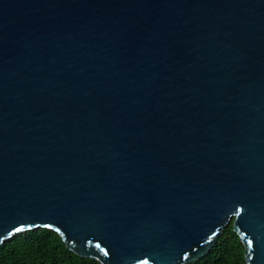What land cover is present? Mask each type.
Wrapping results in <instances>:
<instances>
[{
    "label": "water",
    "instance_id": "obj_1",
    "mask_svg": "<svg viewBox=\"0 0 264 264\" xmlns=\"http://www.w3.org/2000/svg\"><path fill=\"white\" fill-rule=\"evenodd\" d=\"M232 222L264 264V0H0V246L188 264Z\"/></svg>",
    "mask_w": 264,
    "mask_h": 264
},
{
    "label": "trees",
    "instance_id": "obj_2",
    "mask_svg": "<svg viewBox=\"0 0 264 264\" xmlns=\"http://www.w3.org/2000/svg\"><path fill=\"white\" fill-rule=\"evenodd\" d=\"M0 264H102L71 251L61 235L48 228L18 233L0 246ZM188 264H247L244 244L227 225L218 242L202 258Z\"/></svg>",
    "mask_w": 264,
    "mask_h": 264
}]
</instances>
